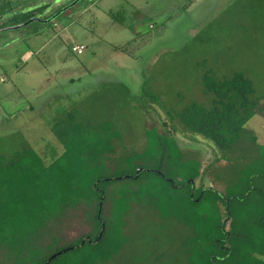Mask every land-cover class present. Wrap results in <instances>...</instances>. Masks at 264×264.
<instances>
[{
	"label": "rangeland",
	"instance_id": "obj_1",
	"mask_svg": "<svg viewBox=\"0 0 264 264\" xmlns=\"http://www.w3.org/2000/svg\"><path fill=\"white\" fill-rule=\"evenodd\" d=\"M68 1L0 0V25L18 12L11 9L25 11L49 2L52 6L44 16H50ZM190 3L171 0L157 8V0H80L58 19L67 25V33L34 21L1 32L0 150L16 149L25 139L45 157L53 149L61 152L52 129L70 114L85 127L89 124L87 129L91 124L102 129L105 123L119 129L115 156L142 152L148 131L159 129L177 134L178 144L190 145L186 156L202 161L205 183L223 190L226 175L217 174L224 175L220 166L227 161L215 163L212 141L200 136L199 142L172 116L187 104L209 101L203 78L210 72L219 78L244 73L264 103V0ZM154 13H161L158 22H148ZM156 23L158 27L151 29ZM75 42L87 45L84 53L72 50ZM246 129L252 130L247 140L251 135L264 145V109ZM242 146L256 147L251 140ZM156 180L153 183H160ZM125 184L112 183L110 189ZM197 184L202 185L200 178ZM142 200L135 201L124 228L114 235L118 253L99 264H189L191 241L185 239L193 231L184 230L180 214L161 213ZM154 209L159 217L153 216ZM90 229L78 208L59 232L71 242Z\"/></svg>",
	"mask_w": 264,
	"mask_h": 264
},
{
	"label": "trees",
	"instance_id": "obj_2",
	"mask_svg": "<svg viewBox=\"0 0 264 264\" xmlns=\"http://www.w3.org/2000/svg\"><path fill=\"white\" fill-rule=\"evenodd\" d=\"M73 1L50 16H44L49 2L25 11L11 9L18 12L0 27L55 16L34 21L53 28ZM203 90L207 103L187 104L172 119L179 118L193 138L212 141L215 163L227 161L220 166L224 175L217 174L226 175L223 190L205 183L206 169L201 171L200 161L184 158L174 132L148 131L142 152L115 156L119 129L106 123L102 129L98 124L87 129L89 124L85 127L70 114L52 129L61 152L53 149L45 157L25 139L16 149L0 150V264L107 261L119 251L114 235L124 228L135 201L142 199L161 213L180 214V221L191 228L189 264H264V145L252 137L254 150L242 146L247 122L263 111L264 103L242 72L224 78L206 73ZM154 177L165 185L153 183ZM120 181L126 182L122 189H110ZM78 208L91 229L64 241L60 227Z\"/></svg>",
	"mask_w": 264,
	"mask_h": 264
},
{
	"label": "crops",
	"instance_id": "obj_3",
	"mask_svg": "<svg viewBox=\"0 0 264 264\" xmlns=\"http://www.w3.org/2000/svg\"><path fill=\"white\" fill-rule=\"evenodd\" d=\"M194 1L195 0H191V3L189 4V6L192 4V3H194ZM171 3V0H157V8H159V6L161 5V6H165V4H170ZM188 6V7H189ZM187 7V6H186ZM85 8H89V6L88 7H85ZM143 14L146 16L147 15V13L146 12H143ZM161 13H159V14H155L154 13V15L152 16V17H149V20H148V22H150V21H154V22H158V21H156V20H158L156 17L158 16V15H160ZM169 18H170V16H168L167 18H166V20H165V23L166 24H168L169 22H170V20H169ZM156 27H158V25H157V23H156V26H154V27H151V29H154V28H156ZM53 29L58 33V32H61V30H63L65 33H67V25H63L62 24V22H57V23H55L54 25H53ZM66 37H68V34H67V36ZM69 38V37H68ZM78 44H84V43H79V42H75L74 43V45H78ZM73 45V44H72ZM72 45H71V47H72ZM84 45H86V44H84ZM87 46V45H86ZM251 132H252V130L251 129H246V134L248 135L249 133L251 134ZM246 135V136H247ZM199 137L200 136H198V138L196 139V140H198L199 142H203L201 139H199ZM250 137H251V135H250ZM250 137H249V140H247L246 139V142H250ZM189 138V137H188ZM252 138V137H251ZM180 143H181V146H182V152H183V156H184V158H186V159H193V160H197V161H200V160H198L196 157H187L186 156V154H187V149H189L190 147V145L189 146H187L185 143H182V141H180ZM186 148H185V147ZM212 148V147H211ZM200 162H202V161H200ZM134 205V204H133ZM132 209H133V206H132ZM159 212H157V209H154V217H159ZM182 227L184 228V230H190L191 228H189V227H187V226H185V225H182ZM182 228V229H183ZM189 234L190 233H187V235H186V239H185V241H187V239H188V241H190V239L188 238V236H189ZM187 261H190V258H188L187 259Z\"/></svg>",
	"mask_w": 264,
	"mask_h": 264
},
{
	"label": "water",
	"instance_id": "obj_4",
	"mask_svg": "<svg viewBox=\"0 0 264 264\" xmlns=\"http://www.w3.org/2000/svg\"><path fill=\"white\" fill-rule=\"evenodd\" d=\"M80 0H75L73 3H71L70 6H72V4H76L77 2H79ZM67 7H65L63 10H65ZM62 10V11H63ZM55 18V16L52 17V19H47V20H43L42 18L40 17H32L31 19H29L28 21L24 22V23H21V24H16V25H12V26H8V27H1L0 28V33L1 32H5V31H9V30H13V29H19V28H22L24 26H27L28 24H30L31 22L33 21H50V20H53Z\"/></svg>",
	"mask_w": 264,
	"mask_h": 264
},
{
	"label": "built area",
	"instance_id": "obj_5",
	"mask_svg": "<svg viewBox=\"0 0 264 264\" xmlns=\"http://www.w3.org/2000/svg\"><path fill=\"white\" fill-rule=\"evenodd\" d=\"M86 49V46L85 45H75L72 50L78 54H82L84 53Z\"/></svg>",
	"mask_w": 264,
	"mask_h": 264
},
{
	"label": "flooded vegetation",
	"instance_id": "obj_6",
	"mask_svg": "<svg viewBox=\"0 0 264 264\" xmlns=\"http://www.w3.org/2000/svg\"><path fill=\"white\" fill-rule=\"evenodd\" d=\"M74 2V1H73ZM65 8V6L63 7V9ZM1 26V25H0ZM4 27V26H3ZM8 27V26H7ZM1 28V27H0Z\"/></svg>",
	"mask_w": 264,
	"mask_h": 264
}]
</instances>
